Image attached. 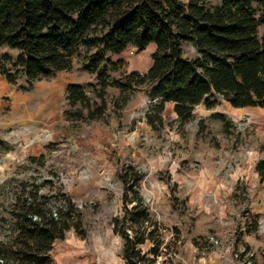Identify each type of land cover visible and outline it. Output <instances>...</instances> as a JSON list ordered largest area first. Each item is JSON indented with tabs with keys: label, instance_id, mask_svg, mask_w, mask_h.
Masks as SVG:
<instances>
[{
	"label": "rangeland",
	"instance_id": "rangeland-1",
	"mask_svg": "<svg viewBox=\"0 0 264 264\" xmlns=\"http://www.w3.org/2000/svg\"><path fill=\"white\" fill-rule=\"evenodd\" d=\"M131 48L111 56L125 63L113 77L150 68L156 46L135 55ZM184 54L194 58L197 52L186 44ZM71 82L86 87L97 79L76 61L72 71L36 83L40 90L31 95L29 109L37 120L23 119L24 109L12 111L2 98L0 241L13 234L11 211L19 197L37 190L58 212L68 195L83 223L55 242V264H126L113 219L123 206L120 173L129 170L142 176L140 195L164 241L167 255L156 264L165 259V264H264V182L256 170L264 157V109L238 110L218 98L215 109L197 106L194 119L181 125L169 103L161 124L155 119L157 103L144 88L119 119L110 109L109 125L73 124L63 116L65 88ZM108 92L109 101L119 95L113 88ZM148 115L154 117V127ZM152 246L141 249L153 259Z\"/></svg>",
	"mask_w": 264,
	"mask_h": 264
},
{
	"label": "trees",
	"instance_id": "trees-1",
	"mask_svg": "<svg viewBox=\"0 0 264 264\" xmlns=\"http://www.w3.org/2000/svg\"><path fill=\"white\" fill-rule=\"evenodd\" d=\"M186 44L195 48L194 58L185 56ZM150 45L156 50L147 72L112 76L125 63L111 56L131 47L140 53ZM76 61L97 83L67 87L63 116L73 124L109 125L110 109L119 119L144 88L157 103L155 119L161 124L169 103L181 125L194 119L197 106L215 109L218 98L235 109H264V0H0V75L8 84L29 92L38 82L72 71ZM110 88L119 91L111 101ZM155 119L148 115L152 127ZM256 170L263 183L264 157ZM120 175L123 206L113 226L124 242L123 259L156 264L167 253L158 222L140 195L142 176L129 170ZM11 213L13 234L0 241V264H55V242L83 223L68 195L64 207L53 212L37 190L19 197ZM148 243L153 259L141 249Z\"/></svg>",
	"mask_w": 264,
	"mask_h": 264
},
{
	"label": "crops",
	"instance_id": "crops-1",
	"mask_svg": "<svg viewBox=\"0 0 264 264\" xmlns=\"http://www.w3.org/2000/svg\"><path fill=\"white\" fill-rule=\"evenodd\" d=\"M115 56H119V55H115ZM131 72L142 73L138 69H133V70H131ZM71 83L75 84L73 82H71ZM72 84L69 83L66 86L65 91H66L67 87L69 85H72ZM39 90H40V88L37 87V84H34V86L30 89L29 92H24L22 90H18L16 88L12 87L10 84H8V82L5 80V78L2 75H0V107L2 106V103H3L2 98H7L8 99L7 107H10L12 111H19V110L24 109V111L26 113L22 116L23 119H25V120L26 119H28V120L36 119L37 120V117H38L37 113H32L29 109V106H30V102L32 100L31 95L39 92ZM242 109H245V108H242ZM242 109H238V110H242Z\"/></svg>",
	"mask_w": 264,
	"mask_h": 264
},
{
	"label": "built area",
	"instance_id": "built-area-1",
	"mask_svg": "<svg viewBox=\"0 0 264 264\" xmlns=\"http://www.w3.org/2000/svg\"><path fill=\"white\" fill-rule=\"evenodd\" d=\"M186 1H189V0H186ZM136 51H137V49L135 47H132L131 50H130V54L131 55H135Z\"/></svg>",
	"mask_w": 264,
	"mask_h": 264
}]
</instances>
